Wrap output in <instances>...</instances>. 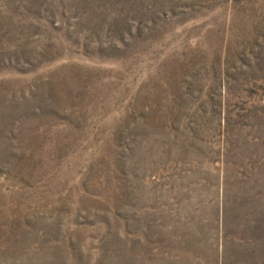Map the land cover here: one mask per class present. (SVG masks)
Wrapping results in <instances>:
<instances>
[{
    "label": "rangeland",
    "instance_id": "1",
    "mask_svg": "<svg viewBox=\"0 0 264 264\" xmlns=\"http://www.w3.org/2000/svg\"><path fill=\"white\" fill-rule=\"evenodd\" d=\"M0 264H264V0H0Z\"/></svg>",
    "mask_w": 264,
    "mask_h": 264
}]
</instances>
